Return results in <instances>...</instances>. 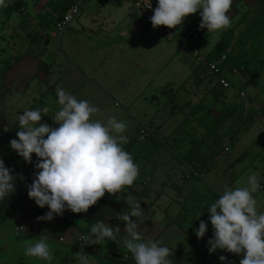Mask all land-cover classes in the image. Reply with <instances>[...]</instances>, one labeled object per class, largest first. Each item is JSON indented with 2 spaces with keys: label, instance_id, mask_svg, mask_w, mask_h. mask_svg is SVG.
I'll return each mask as SVG.
<instances>
[{
  "label": "crops",
  "instance_id": "obj_1",
  "mask_svg": "<svg viewBox=\"0 0 264 264\" xmlns=\"http://www.w3.org/2000/svg\"><path fill=\"white\" fill-rule=\"evenodd\" d=\"M57 1L7 0L8 6L0 8V57L8 50L12 52L18 45L12 43L13 34H10L17 29L25 34L21 41L22 45L26 46V50L35 48L37 51V54L34 52V56L25 54L24 57L9 64L2 77L4 87L20 88L26 93L29 84L40 72L45 73V79L50 74L53 77V86L40 93L37 98V100L41 99L40 105L36 107H47L49 111L45 113L46 117L51 115V110L43 101L47 100L49 95L54 96L57 87H62L73 95L80 90V97L88 95L107 99L114 94L118 98L126 97L128 105H132L146 89L144 85L150 83L151 78L145 79L142 89L135 91L131 85L125 90L121 89L122 91L117 95L112 87L107 88L103 85L108 52L118 48L115 43L109 45L106 37L119 25L116 15L122 8L117 7L115 0H71L74 5L79 6L80 11L77 16L82 15V17L77 20L75 26H71L70 23L60 38L55 39L51 36L55 14L52 13L49 3ZM125 9L133 19L137 18L135 15L137 9L132 2L125 4ZM229 16L230 26L217 33H207L206 30L199 29L201 21L198 12L185 19L187 28L183 33L179 32L178 28L171 29L174 38L167 37L170 42L166 43L161 51L165 67L172 66V68L168 67L165 84L163 87L159 85L158 93L168 96L170 113H175L176 110L190 111L185 130L197 141L195 146L189 148V153L195 155L189 161H179L181 170H178L183 175L189 167H198L204 172V178L209 175V191L206 193V198L203 203L197 201L196 205L207 211L206 207L211 204L207 198L211 194L210 191L221 195L225 187H246L248 177L255 174L262 188L253 195L257 199L258 211L264 212V0H233ZM132 18H124L122 29L132 24ZM195 19L197 22L193 26ZM139 23L135 25V29L138 28ZM8 24L10 26L6 30ZM189 29H194L196 38L187 35ZM30 31L34 33L33 36ZM211 35L216 37L215 40L207 46L208 49L203 48L204 44L201 43H206ZM184 42H188L198 51L202 57L201 61L181 49ZM50 49L53 58L48 63H43L42 58L44 54L50 53ZM201 50L204 52L201 53ZM221 55L226 56L225 61H220ZM114 57L117 61V56H111V60ZM207 63L217 64L223 77L230 84L228 89L219 86V75L209 73ZM233 67L241 68V72L233 74L231 72ZM177 76L179 77L176 78ZM241 93L243 96L240 95ZM6 95L7 91L0 94V150L7 140L16 138L18 130V125L8 121L1 107ZM155 99L157 96L150 95V101ZM176 102L180 104L176 106ZM19 113L22 114L21 111ZM152 138L154 134L147 139L152 140ZM225 147L228 148L227 151H224ZM12 163L5 165L9 168ZM162 184L181 192L184 183H175L169 176ZM129 190L131 191L132 188ZM193 194L198 196L202 192L196 187H190L188 197L192 198ZM119 195L122 194L118 193V197ZM121 199L123 200L111 202H122L127 205L126 200L122 197ZM124 206L121 208L119 206L116 213H119ZM140 206L145 208L144 203ZM30 213L12 211L5 213L4 219L0 216V220L3 221L0 224V233L1 228L8 229L12 226L4 224L9 216L17 221L15 231H17L16 227L20 226L22 231L17 232L34 233L33 222L29 220ZM207 215L209 222V214ZM171 217L174 216H165L161 222L164 223L165 218ZM22 220H27L28 230L22 227ZM143 221L145 225L156 228L155 222L145 219ZM73 222L79 227L77 220ZM114 223L121 227L120 223L108 221V224ZM80 234L83 233L75 235L71 243L76 245V237ZM212 234V226L209 222L203 244L200 247L196 244L191 251L186 252L179 259L178 264H188V262L191 264L195 259L199 264H221L219 260L221 255L227 256L231 264H239L240 257L233 254L220 250L213 254L209 253L207 241ZM88 242L79 247L87 250L90 245L94 248L91 251H96L91 241Z\"/></svg>",
  "mask_w": 264,
  "mask_h": 264
},
{
  "label": "rangeland",
  "instance_id": "obj_2",
  "mask_svg": "<svg viewBox=\"0 0 264 264\" xmlns=\"http://www.w3.org/2000/svg\"><path fill=\"white\" fill-rule=\"evenodd\" d=\"M115 1L117 7L122 8L116 15V21H119V25L113 28L111 34L106 39L109 45L115 43L118 48L108 52V64L103 75V80H105L103 85H106L107 88L112 87L114 93L117 95L131 85L135 91H138L143 88L146 78H151L152 80L149 81L150 83L144 85L146 89L143 90L142 94L132 105H128L126 97L118 98L114 94L111 95L113 97H108L107 99L95 98L88 95L80 97L79 90L74 95L78 99L88 100L92 105L99 108L100 111L94 114L93 118L106 120L108 117H115L117 120H122L126 123L127 130L125 135L127 143H124L122 146L132 155L134 162L138 165L139 175L134 181L133 186H125L120 192L122 195L119 196L124 198L129 206L137 202H140V204L144 203L145 208L140 206L144 211L141 218L153 223L155 222L156 228L145 225L143 219H140V231L142 235L145 239H152L158 241L162 246L169 247L173 253L172 257H170L172 264H178L179 259L186 252L191 251L196 244L199 247L203 244V238L198 240L194 235V229L199 227L201 220L207 222L208 218L206 216H208V212L200 205L197 206L196 202H202L206 198V193L209 191V175L203 179L182 181V174L178 170L181 168L179 161H189L195 155V153H189V148L190 146H195L197 141L185 130L189 117L188 112L190 111L186 110L182 112L176 110L175 113H170L167 103V100L169 101L168 96L158 93L159 85L163 87L165 84L164 80L169 67H165L162 61L161 48L170 42V40L162 34L161 26L154 29L150 22L142 19L138 11L135 10L136 19L128 15L129 13L125 9V4H130L131 0ZM152 4L155 8L156 0H152ZM80 17L82 15L75 17L70 22L71 26H75ZM125 17L132 18L133 22L130 26L122 29L121 25L124 23ZM138 22H140L139 26L135 29L134 27ZM196 22L197 19H195L193 26L196 25ZM10 24L6 26V30ZM177 28L179 32L183 33L187 28L186 21L184 20L182 25L177 26ZM13 32L10 33L13 34L11 38L12 43L18 45L14 49L12 48V52L8 50L5 54H1L0 57V94L7 91L1 107L8 121L17 126L16 114L20 115L19 111L23 113L25 109H37L36 107L40 105L41 101V99L37 100V98L40 93L45 92L53 86V77L49 74V77L45 79V73L43 71L40 72L29 84L26 93H23L20 88L14 89L12 87L8 89L4 87L2 72L6 66L18 58L24 57L25 54L29 56H34V52L37 54L35 48L27 51L26 46L22 45L21 40L25 36L23 32L19 31V29ZM31 33L33 36L34 33ZM215 38V36L211 35L210 39L206 43H201V45L204 44L203 48L208 49L207 46H210L209 44H212ZM51 51L52 49H50V53L44 54L42 58L43 63H48L52 60ZM203 52L204 50H201V53ZM111 56H117V61L114 60L115 57L111 60ZM169 68H172V66ZM150 95L157 96V99L150 101ZM47 98L43 102L49 106L51 115L47 117L42 115L41 123H47L52 127H56L51 116L54 115L59 107L56 103L57 96L56 94L54 96L49 95ZM179 102L175 103L176 106L180 104ZM141 128H145L151 133L154 132V138L152 140H148L147 138L141 139L139 135ZM193 138L194 140H192ZM9 168L14 170V173L22 174L23 176L22 180L19 176L17 177L15 192L28 197L26 184H31L34 178V165L26 166L13 162ZM169 176L173 178L175 183H184L181 192H177L171 186L162 184ZM146 181H148L146 187L147 194L140 189V186L142 187ZM190 187L198 188V191L202 192V194L198 196L193 194L192 198H189ZM130 188H132L131 191L129 190ZM210 192V196L217 195L213 191ZM116 194L109 195L106 193L103 198L112 201L114 198H118ZM210 196L207 198L209 199ZM217 196L219 197V195ZM32 207L40 209L37 206ZM42 210L48 211L47 208ZM4 214V212L0 213L2 219L5 218ZM29 216V220L33 222L35 228L32 234L15 231L14 227L17 221L11 216L5 219L4 224H11L12 226L8 229L1 228V264H78V259L74 255L81 251L92 257L91 264H134L132 255L123 246L120 236L117 237L116 241L106 240L97 242L94 239L89 240L96 247V251H91L90 248L83 250L82 247L71 243L74 236L80 233L81 230L85 231L84 234L90 231L92 224L86 219L77 220L79 227L75 228L71 226L65 227V225L53 220L50 222L37 221L38 215L31 213ZM165 216H174L171 217L172 226L167 229L165 228V222H161ZM2 219L0 220V224L3 222ZM26 221L22 220L21 225L25 230H28L29 227L26 226L28 222ZM104 222L108 224V221L105 220ZM207 223L209 224V222ZM109 225L117 226L115 223ZM120 232L121 235L124 234L122 227H120ZM41 235L48 236V243L53 257L50 262L25 255L26 248ZM60 235L64 238V243L58 242L57 239ZM116 252L120 253L122 257L127 255L128 258L116 257L114 255ZM193 263L199 262L195 259Z\"/></svg>",
  "mask_w": 264,
  "mask_h": 264
},
{
  "label": "clouds",
  "instance_id": "obj_3",
  "mask_svg": "<svg viewBox=\"0 0 264 264\" xmlns=\"http://www.w3.org/2000/svg\"><path fill=\"white\" fill-rule=\"evenodd\" d=\"M232 3L233 0H156L150 23L154 29L177 28L198 12L199 29L217 33L230 26ZM3 7H7V0H0V8ZM151 7L149 0L147 8ZM56 96L59 107L51 116L56 127L41 123L42 115L49 111L47 107L25 109L22 114H16L18 130L16 138L9 142L10 149L24 162L32 164L33 155L37 158L34 178L26 188L28 198L37 207H47L48 211L36 218L45 222L62 216L65 211L86 213L106 193H120L139 175L138 165L122 146L127 143L124 121L115 117L93 118L99 108L62 87L56 88ZM18 176L23 179L22 174L14 173L0 159V204L14 194ZM247 185L225 187L206 207L213 231L207 241L208 251L213 254L220 250L238 256L239 264H264V212L258 211L253 195L261 185L255 174L248 177ZM143 212L137 202L116 216L124 222L123 235L118 226L96 221L80 240L116 241L120 236L134 264H172L169 247L142 235L138 218ZM207 231L208 223L201 220L194 235L199 240ZM25 255L50 262L53 257L48 236L38 237L26 248ZM74 256L78 264H91L92 257L83 251ZM219 260L221 264H231L227 256L221 255Z\"/></svg>",
  "mask_w": 264,
  "mask_h": 264
},
{
  "label": "built area",
  "instance_id": "obj_4",
  "mask_svg": "<svg viewBox=\"0 0 264 264\" xmlns=\"http://www.w3.org/2000/svg\"><path fill=\"white\" fill-rule=\"evenodd\" d=\"M131 2L136 7V9L139 12V14L141 15L142 19L146 22H150V17L153 15V9H154L153 4H152L151 8H147L149 5V1L131 0ZM7 6H8V4H7ZM79 11H80L79 6L73 5L65 13V15L59 21H57L55 23L53 30L51 32V36L55 39L60 38V36L64 32V30L70 24V22L79 14ZM161 27H162V34L164 36H166L168 38L173 37V32L171 31V29H169L165 26H161ZM187 35L191 38H196V34H195L194 29H189L187 31ZM181 49L184 52L189 53L192 57H194L198 61L202 60V57L199 55L198 51L195 48H193L188 42L182 43ZM225 59H226L225 55L220 56V61H225ZM206 66H207L209 73L219 75L218 83L222 89H228L230 87V84L223 77V75L220 72L219 68L217 67L216 63H207ZM231 72L233 74H239L241 72V68L233 67V68H231ZM240 95L243 96V93H241ZM139 135H140L141 139H145V138L152 137L153 133H151L150 131H148L145 128H141L139 130ZM227 150H228V148L225 147L224 151H227ZM204 176H205V174L201 170V168L189 167L188 171L186 173H184L183 175H181V179H182V181L189 180V179H203ZM147 182L148 181L144 182L142 187L140 186L141 191L144 192L145 194H147V188H146ZM263 184H264V182H263ZM132 186H133V184H132ZM116 195L118 196V194H116ZM16 230L22 231V228L20 226H18V227H16ZM82 236H83V234H80L76 237V245L77 246H84L87 243H89L88 241H87V243H85L84 241L80 240ZM57 240L59 243H64V238L61 236H59ZM88 248H90V250H94V248L90 245ZM114 255L116 257H122V255L118 252H116ZM122 258L126 259V258H128V256L124 255ZM193 264H199V263H193Z\"/></svg>",
  "mask_w": 264,
  "mask_h": 264
},
{
  "label": "trees",
  "instance_id": "obj_5",
  "mask_svg": "<svg viewBox=\"0 0 264 264\" xmlns=\"http://www.w3.org/2000/svg\"><path fill=\"white\" fill-rule=\"evenodd\" d=\"M74 5V3L71 1V0H58L57 2H51L49 3V7L52 11L53 14H55V20H54V25L57 21H59L64 15L65 13ZM53 25V27H54ZM46 35H43V37H45ZM47 37V36H46ZM9 65L6 66L5 70H3L2 72V77L4 76L6 70L8 69ZM1 139V137H0ZM9 142L10 140H7L6 143L4 144V147L0 150V159H2L4 161L5 164H10L12 162H17V163H20V164H24L26 166L28 165H34L37 158L35 157V155H33L32 157V161L33 163L32 164H28L26 162H24L15 152H10L11 149L9 147ZM10 152V153H9ZM218 196L217 195H214V196H210L209 199H208V202L209 203H212ZM23 201V202H27V203H30V204H35L34 201L30 200L29 198L27 197H19V198H15V197H12L10 199H7L4 201L3 204H0V213L4 212V213H8V212H30V209L29 208H25L24 210H21L17 207H8L6 205L7 201H10V202H14V201ZM109 204H110V201L106 198H101L96 205L92 206L89 208V210L86 212L88 215L91 216L90 219H86L87 221H89L91 224L96 222V221H103V219L105 217H112L115 215L114 213V210L112 208L109 207ZM47 208V207H45ZM128 207H126L124 211L127 210ZM122 212V213H123ZM64 213H69V214H72L70 211H65ZM77 214H80V213H76V214H73L74 216H77ZM172 219L171 218H165V228H169L171 225H172ZM66 227V225H65ZM72 227H75L77 228L76 226H73ZM122 228L124 229L125 228V225H124V222H123V225H122ZM80 233H85V231L81 230Z\"/></svg>",
  "mask_w": 264,
  "mask_h": 264
},
{
  "label": "flooded vegetation",
  "instance_id": "obj_6",
  "mask_svg": "<svg viewBox=\"0 0 264 264\" xmlns=\"http://www.w3.org/2000/svg\"><path fill=\"white\" fill-rule=\"evenodd\" d=\"M18 189V188H17ZM12 197H15V198H19V197H27L26 195H23V194H19V193H17V192H14V194L12 195ZM28 198V197H27ZM116 200H123V199H121V197H118V198H114L112 201H116ZM111 202V201H110ZM13 203H19V204H21L22 205V207H23V209L22 210H24L26 207L27 208H33L32 206H35L36 207V205L35 204H30V203H27V202H23V201H14ZM126 207H128V205H125L124 206V208L119 212V213H116V211L114 210V213H115V215L114 216H112V217H105L104 219H103V221H111V222H117V223H120L121 224V227H122V225H123V222L122 221H120V220H118V219H116V216L117 215H119V214H122V212H123V210L126 208ZM25 211V210H24ZM72 213V212H71ZM74 213H72V214H69V213H64L61 217H63V218H65V219H67L69 222H71V223H73V225L74 226H76L75 224H74V222L73 221H75V220H82V219H90L91 218V216L90 215H88L87 213H80V214H77V216H74L73 215ZM131 219H133L134 220V218H131ZM139 219V221H140V219H142L141 217L140 218H138ZM143 222H145V221H143Z\"/></svg>",
  "mask_w": 264,
  "mask_h": 264
},
{
  "label": "water",
  "instance_id": "obj_7",
  "mask_svg": "<svg viewBox=\"0 0 264 264\" xmlns=\"http://www.w3.org/2000/svg\"><path fill=\"white\" fill-rule=\"evenodd\" d=\"M6 205L8 207H13L14 206V207H17V208H19L21 210L23 209L22 205L19 204V203H12L10 201H7ZM124 205H125V203H122V202H111L109 204V207L112 208L113 210H115L117 212L118 207L120 206V208H121ZM30 212L33 213V214H35V215L42 216L47 211L42 210V209H38V208H31L30 209ZM53 221H56V222H58V223H60L62 225L72 226V223L71 222H69L67 219H65V218H63L61 216L54 217Z\"/></svg>",
  "mask_w": 264,
  "mask_h": 264
}]
</instances>
